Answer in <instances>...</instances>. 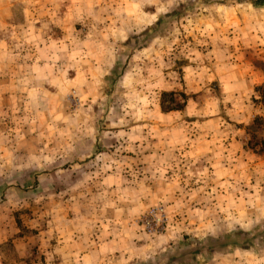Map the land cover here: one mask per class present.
Segmentation results:
<instances>
[{
    "label": "rangeland",
    "instance_id": "1",
    "mask_svg": "<svg viewBox=\"0 0 264 264\" xmlns=\"http://www.w3.org/2000/svg\"><path fill=\"white\" fill-rule=\"evenodd\" d=\"M73 3L74 9L67 10L69 25L56 22L48 35L54 43L62 36L69 45L62 50V75L57 74L60 65H54L44 70L50 79L16 80L17 86L31 89L0 96V249L11 259H19L15 249H25L33 254L27 262L43 261L37 250L45 247L40 238L45 209L53 205L55 220L61 203L71 197L92 202V192H78L83 187L78 183L84 179L93 185L99 173L87 176L82 171L89 173L98 163L101 174L100 165L111 166L123 185H136L146 173L145 159L132 161L133 151L144 146L137 144L143 136L158 152L172 147L177 154V161L170 156L168 169L176 170V186L179 180L186 188L210 180V189L204 208L197 209L198 234L181 228V239L174 244L155 240L181 221L165 203L153 202L127 219L128 227L133 224L155 240L151 246L157 253L127 264H196L218 249L226 258L237 251L238 264L247 254L264 259V0H110L114 8L90 16L98 29L108 26L91 38L106 40L98 47L86 42V20H75L83 2ZM13 18L25 20L20 13ZM106 30L116 42L110 47ZM12 34L5 30L8 44L15 39ZM18 37V55L42 51L38 44L30 49L29 40ZM84 48L99 62H76ZM104 56L114 63L108 66ZM163 137H174L176 144H162ZM209 156L212 172L222 167L227 173L223 186L217 185L220 173L206 178L208 169L200 167ZM162 162L166 167L167 158ZM156 165L155 175L162 170L161 161ZM100 198H94L97 204L104 203ZM154 205L164 207L169 223L150 234L137 219ZM101 242L108 251L110 241ZM129 245L125 240L123 249ZM239 249L246 256H239ZM95 257L94 264L99 260ZM115 262L125 264L126 258L121 254Z\"/></svg>",
    "mask_w": 264,
    "mask_h": 264
},
{
    "label": "crops",
    "instance_id": "2",
    "mask_svg": "<svg viewBox=\"0 0 264 264\" xmlns=\"http://www.w3.org/2000/svg\"><path fill=\"white\" fill-rule=\"evenodd\" d=\"M67 1L70 2V4ZM74 1L83 2V4L78 6L80 10H82V13H79V16H77L75 20L79 18H81L82 21L86 20V24L89 26V40L86 42H90L87 44L92 47H98L101 43H106V40L98 37L91 39L94 33L101 32L104 28L108 29V26L98 29V27L93 26L95 21L90 16H92V13H95V16L100 15L102 12H105V10H108V6L114 8L109 4L110 0H0V68L4 65L3 67L5 69L3 73H0V96H16L18 95L16 91L18 89H31V85L21 86L20 84V86H17L15 84L16 80L21 81L27 78H32L28 79L30 81H35L36 78L50 79L52 76L46 77L44 75L46 74L44 70L54 65H60L61 71L57 74L62 75V65H65L64 59L62 58V50L66 49L69 45L63 40L62 36L54 43L52 38L48 35L49 31L56 26V22H60V25L66 22L69 25L70 19L67 16V10L74 7ZM21 2L24 4L22 8L19 7L20 4H22ZM85 11L88 12L87 15ZM17 13H20V17L23 16L25 20L20 21V23H18L17 20L15 21L13 17ZM100 25H102V23ZM105 25H109V22L102 26ZM68 29L69 28H67L66 31H68ZM5 30L12 32L15 38L10 44L6 41L7 36L5 35ZM15 35L17 38L21 35V38L25 37V39H28V43L24 40L22 41H24L23 44L27 43L26 46H29L30 49H35L36 44H38L42 51H36L37 53L29 54L28 56L18 55L14 52V48L22 43H20L21 39L19 38L20 40H17ZM111 36V31H109L107 39L109 44L106 45L108 47L111 46V43H116L114 37L111 40ZM52 50L55 51L53 52ZM65 60H67V64H69V60ZM74 60L78 63L82 61L87 63L99 62L97 56L87 55L85 48L82 57L80 56L79 59ZM105 61L108 66L114 63V61L112 63L109 58L104 56V62ZM3 67L1 69H3ZM36 67H38V69ZM79 72L80 69L76 71V73ZM166 137H163L162 144H165V142L168 144H176L174 142V137L167 139L168 141ZM142 138H145V140L135 143L144 146L138 147V152L136 153L133 151L132 161L134 162L139 156L141 157L138 160L145 159L146 164L143 165L142 171L146 173L142 174L139 180L136 181L138 182L136 185H129V187L125 186L128 184L123 185L122 176L118 177L115 174L116 171L113 170L111 166L104 167L100 165L101 170L104 169V173L102 174L101 171L99 172L97 170V168H99V163L98 166H96L94 170L91 169L89 173L82 171L84 175L87 176H96L98 173L100 175L97 181H92L93 185H91V182L84 179L78 183V185H83L82 188L78 189V192L86 190L92 192V195H90L92 202L86 201L85 197L81 195L71 197L70 201L61 203L60 216L57 215L55 220L53 218V205H49L51 210L48 211V209H45L46 226L44 231L40 232L42 233V237L40 238H43L41 240H43L45 247L37 250L38 254L44 255V260L35 262L34 259H29L27 262L26 258L28 256H33V254L29 251L27 252L25 249L18 250V248L15 250L16 256H18L19 259H11L6 250L0 249V264H94L95 256L99 257L96 264H116V262L113 263V261H117V258L120 257L121 254L126 258L125 264L136 260L142 262V260H147L153 254L157 256V253L151 246L156 239L165 244H174L181 239V234L179 232L181 228L188 231L194 230L192 234H198L200 226L196 227L199 222L197 221L199 217H196V213L197 209L203 207L202 205L207 199L210 186L206 183L209 184L210 180L204 183V185H192L187 188V185L181 184L179 180L176 186L174 184L177 183V179L175 178H178L174 175V171L176 170L173 168L171 170L172 173H169L171 171L168 170L170 169L169 164H172L170 163L172 162L170 156H172V159L178 160L177 154H175L173 148L170 147L171 150L167 148L162 152H158L157 148L150 145L154 144L153 141H149L143 136ZM166 158L167 162L165 167V163L162 161ZM197 158L200 159L199 156ZM156 160L161 161L162 165V170L157 175H155V172H158ZM211 161L212 156H209L205 164L203 165L202 162L200 167L208 169L205 171L206 178L214 176L215 173H220V175H218L219 178L216 177L218 178L217 181H220L217 185L220 184L223 186L227 179V173H225V169L222 167H216L212 172V170L209 169L213 164ZM179 184L182 186H179ZM217 191H219L222 196V192H225L222 188L217 189ZM102 193H104V198H100ZM95 197L96 199L100 198V201L104 203L97 204V201L94 200ZM72 198H74V200H72ZM153 202L165 203L168 212L171 215L178 214L181 217V221L176 222L175 226L173 225L171 227L172 229L163 236H155V240L153 239L150 241L148 235L139 231L133 224L128 227L126 221L132 215H139ZM87 209H89V211ZM241 212H243V210H241L240 213ZM48 215L52 217L49 218ZM119 233H121V236H118ZM183 234H186V232H183ZM96 238L98 240H96ZM106 238L111 244L108 251L102 250V248H106L104 246L106 243L101 241L103 239L105 241ZM86 239L92 240L94 244L92 246L86 245ZM124 239L130 241L129 249H123ZM165 244H163V246L161 245V250ZM241 249H239V251H241L239 256H246L242 254L243 250ZM218 250H211L208 254L202 255L197 259L196 264L239 263L235 257L237 251L230 252L231 256L226 258L227 254H218ZM123 251H127L128 254H124ZM117 252H121V254L117 255ZM224 252L227 253L228 251L225 250ZM224 252H222L221 249V253ZM107 254L109 255L108 257L106 256ZM250 256H252V258ZM243 264H264V259H256L252 254H247Z\"/></svg>",
    "mask_w": 264,
    "mask_h": 264
},
{
    "label": "built area",
    "instance_id": "3",
    "mask_svg": "<svg viewBox=\"0 0 264 264\" xmlns=\"http://www.w3.org/2000/svg\"><path fill=\"white\" fill-rule=\"evenodd\" d=\"M137 223L146 233H160L169 223V216L162 205H154L137 219Z\"/></svg>",
    "mask_w": 264,
    "mask_h": 264
},
{
    "label": "trees",
    "instance_id": "4",
    "mask_svg": "<svg viewBox=\"0 0 264 264\" xmlns=\"http://www.w3.org/2000/svg\"><path fill=\"white\" fill-rule=\"evenodd\" d=\"M171 109V108H170Z\"/></svg>",
    "mask_w": 264,
    "mask_h": 264
}]
</instances>
